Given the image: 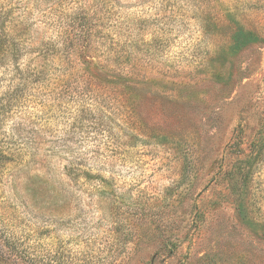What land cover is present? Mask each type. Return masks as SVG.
I'll use <instances>...</instances> for the list:
<instances>
[{
    "label": "rangeland",
    "instance_id": "rangeland-1",
    "mask_svg": "<svg viewBox=\"0 0 264 264\" xmlns=\"http://www.w3.org/2000/svg\"><path fill=\"white\" fill-rule=\"evenodd\" d=\"M2 23L0 240L28 253L0 264H264V0H0Z\"/></svg>",
    "mask_w": 264,
    "mask_h": 264
},
{
    "label": "trees",
    "instance_id": "trees-1",
    "mask_svg": "<svg viewBox=\"0 0 264 264\" xmlns=\"http://www.w3.org/2000/svg\"><path fill=\"white\" fill-rule=\"evenodd\" d=\"M22 50L19 48V44L17 45L13 38L8 34L6 30V26L2 23L0 24V68H13L18 72H22L20 70V59H21ZM84 65L87 74L89 75L92 69H95L96 65L92 64V62H88L84 60ZM98 67V66H97ZM31 74V73H27ZM21 76H24L23 74ZM243 212H241L242 214ZM9 248V252L15 259H25L27 257V250L22 245H19L16 241L12 242L9 238L5 240V244H1L0 240V255L4 257V250L6 246Z\"/></svg>",
    "mask_w": 264,
    "mask_h": 264
}]
</instances>
